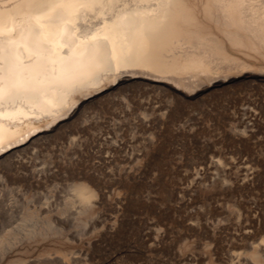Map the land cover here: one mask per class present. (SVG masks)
<instances>
[{"label":"rangeland","instance_id":"374dc122","mask_svg":"<svg viewBox=\"0 0 264 264\" xmlns=\"http://www.w3.org/2000/svg\"><path fill=\"white\" fill-rule=\"evenodd\" d=\"M257 78L254 86L202 90L192 102L179 97L169 134L153 141L83 130L73 148L47 136L34 154L18 153L26 164L14 173L0 166V264H250L255 249V263L264 264V77ZM98 103L89 114L98 110L108 125L113 115ZM86 179L98 194L93 211L70 219V206L60 214L73 183ZM35 213L60 230L19 236Z\"/></svg>","mask_w":264,"mask_h":264},{"label":"bare ground","instance_id":"6f19581e","mask_svg":"<svg viewBox=\"0 0 264 264\" xmlns=\"http://www.w3.org/2000/svg\"><path fill=\"white\" fill-rule=\"evenodd\" d=\"M260 75L264 0H0V166L14 173L26 161L18 153L34 154L47 136L63 137L73 148L83 130L153 141L169 134L179 97L192 102L202 90L239 81L254 86ZM94 102L113 115L108 125L96 118L98 110L89 114ZM91 183H73L67 210L58 212L76 206L70 219L92 212L98 194ZM39 215H31L30 225L24 219L28 228L18 225L19 236L60 230ZM12 237L10 244L18 240ZM255 250L249 256L258 261Z\"/></svg>","mask_w":264,"mask_h":264}]
</instances>
